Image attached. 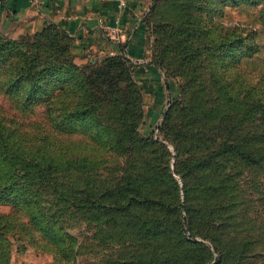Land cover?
Returning <instances> with one entry per match:
<instances>
[{"label":"trees","instance_id":"16d2710c","mask_svg":"<svg viewBox=\"0 0 264 264\" xmlns=\"http://www.w3.org/2000/svg\"><path fill=\"white\" fill-rule=\"evenodd\" d=\"M159 1L154 0L145 16V27L150 28L149 16ZM185 1L183 6L189 12L195 9L200 13L207 8V0ZM236 1L261 5L264 12V0ZM193 18L192 15L186 18L182 23L184 29L182 26L174 29L183 37L166 49L176 56L178 67L193 65L196 70L194 81L199 83L196 92H221L227 101L228 94L234 95V113L221 121L228 124L223 130L226 136L220 143L205 156L186 162L187 173L193 177V187H189L186 174L177 167L183 150L174 136L175 170L183 178L186 198L193 189H198L210 197L208 200L224 196L221 203L233 201V198L236 201L238 196L232 193L240 188L242 170L256 166L264 173V78L255 83L238 66L241 58L257 57L262 46L253 42L256 33L243 39L242 32L237 29L209 23L202 26V21L192 23ZM56 27L48 25L34 36L32 42L23 40L19 43L0 34L1 93L14 99L22 114L38 116L29 123L10 120L0 128V201L15 202L17 207L22 203L16 220H20L22 229L28 233L35 229L50 233L59 225L63 229L68 213L82 215L83 222L88 224L101 225L103 221L110 229L122 226L125 215L131 213V221L127 223L130 230L123 234L126 238L119 243H134L127 246L135 248L136 252L109 253L106 262L158 264L143 256V251L149 252L153 246L151 237L156 235L143 221L157 215L164 206L167 215L174 214L168 211L171 205L168 207L164 200L165 184L168 179L169 184L170 180L172 183L174 176L168 166L170 152L166 145L153 137L144 138L137 131L142 107L139 89L131 79L132 63L124 54H115L106 55L94 67H79L74 64L71 53L72 38L60 33ZM248 40L251 41L246 44ZM194 41L202 43V49L215 52L213 56L224 61L222 71L215 69L216 59H210L207 66L199 60L202 49ZM159 62L164 65L163 61ZM200 69L205 70V75ZM207 81L213 87L208 88ZM259 88L260 91L254 94ZM205 97L204 94L203 103ZM173 111L174 106L165 116L164 129L174 125L170 122ZM218 120V117L213 119ZM245 123L250 126L247 132ZM255 124H260L261 130ZM217 130L218 126L213 124V132ZM78 134L80 136H76ZM82 137L91 140L92 148L86 146ZM160 162L165 163V169H160ZM109 163L111 165L100 172L101 166ZM72 171L81 175L78 181H85L88 189L71 192L80 189L71 185L75 181ZM46 191L59 193L58 202L42 206L39 197ZM180 205L173 207L177 209ZM22 216L28 221H22ZM12 218L11 214L0 216V264H10L7 230L16 227ZM190 227L205 234L193 224ZM205 235L212 238L217 251L231 259L232 251L225 252L231 245L223 243L213 227ZM107 240L104 244L111 247L116 237L108 235ZM145 240L149 246L143 245Z\"/></svg>","mask_w":264,"mask_h":264},{"label":"rangeland","instance_id":"374dc122","mask_svg":"<svg viewBox=\"0 0 264 264\" xmlns=\"http://www.w3.org/2000/svg\"><path fill=\"white\" fill-rule=\"evenodd\" d=\"M184 4H186L185 0H160L149 16L150 28L145 27L149 48V60L146 64L147 67L154 69L155 73L145 77L141 76L140 73L144 69L141 65L130 60L132 63L130 64L132 67H130L131 79L139 89V102L142 107V119L137 131L144 138L153 137L166 145L170 152L168 166H170L174 176V181L172 180L171 183L170 180L169 184L168 179V183L164 187L165 204L168 207L171 205L168 211L174 214L167 215L165 213L166 206H164L157 215L148 217L143 221L156 232L155 237H151L153 246L149 248V252L143 251V256L158 264H264V173L260 168L253 166L242 170L244 175L239 183L240 188L232 193V195L238 196L236 201L233 198V201L221 203L224 196L215 197V200H208L210 197L198 189H193L190 192L191 195L186 198L183 178L175 170L177 152L175 143H173L174 136H176L177 143L183 150L177 167L180 172L186 174L189 187H193V177L187 173L186 162L192 158L205 156L226 136V132L223 130L228 123L221 121L227 115L234 113V103L232 102L234 95L228 94L227 101L221 92H196V88L199 90V83L194 81L196 70H194L193 65L178 67L175 62L176 56L166 49L167 46H174L177 40L182 39L183 36L174 32V29L180 28V26L184 29L182 23L189 15L194 17L192 23L202 21V26L209 23L214 26L220 24L226 28L237 29L238 32H242L243 39L256 33L253 42L260 43L261 52L253 59H239L238 66L244 69V74H249L257 83L264 78L263 6H255L236 0H207V8L198 13L195 9L190 12L186 11ZM56 28L60 33L62 32L71 38L70 34L62 27L57 26ZM218 29L221 30V28ZM40 31L12 34L0 23V34L8 40L19 43L23 40L32 42L34 36ZM56 35L60 36L61 34L57 33ZM251 40L246 41V44H249ZM65 42L63 41V43ZM194 43L202 49V43L196 41ZM24 49L27 48L24 47ZM71 53L74 56V64L79 67H94L106 58V54L95 51L77 54L71 48ZM214 53L202 49L199 60H203L204 65L207 66L210 59H216L218 65L215 69L222 71L224 61L213 56ZM164 54L165 58H163ZM159 60L163 61L164 65ZM177 67L179 71L176 70ZM200 70L205 75V70ZM155 81L163 83L165 93L160 108H157ZM207 87H213L210 81H207ZM258 87L261 88L260 85ZM260 88L254 94H257ZM1 92L0 90V128L10 120L29 123L38 119V116L22 114L17 102ZM204 94L206 95L205 103L202 102ZM242 98L243 94L241 95ZM172 106H174V111L170 122L173 121L174 125L164 129L165 116ZM241 109L243 114V104ZM215 117H218L219 120L213 121ZM213 124L218 126L216 132H213ZM260 124L255 125L261 130ZM245 125V132H247L250 126L246 123ZM76 136H80V134ZM1 140L0 138V143ZM82 141L88 148H92L91 140L88 137H82ZM15 149L17 150V145ZM102 151L106 152L105 149ZM107 165H111V163L103 164L100 172H103ZM165 168V163L160 162V169ZM72 174L77 182L73 181L71 185L80 188L71 190L72 193L88 189L85 181H78L81 176L79 173L72 171ZM39 200L42 206H51L52 203L58 202L59 193L51 194V191H46L44 195L39 197ZM179 203L182 205L175 209L173 206ZM21 204L17 207L15 202L0 201V216L13 215L11 221L16 225L14 229L7 230L10 264H34V262H41L42 264H109L106 262V255L109 253L118 255L136 252L135 248L127 246L134 243L130 241L119 243L120 240L126 238L123 234L130 230L127 223L131 221V213L125 215V223L122 226L111 227V229L104 226L103 221L100 223L101 225L88 224L83 222L82 215L68 213L65 215L63 229L59 225L58 229L50 233L42 232L39 229L28 233L22 229L20 220H16ZM210 206L211 209H208ZM207 213L211 215L209 216ZM20 219L24 222L28 221L23 216ZM192 224L195 228H201L205 234L209 228L213 227L214 232L218 234L223 243L231 245L229 249H225V252L232 251L231 259H228V255H223L216 250L210 236L199 234L196 230L193 231L190 227ZM108 235L116 237V241L111 247L104 244L108 241ZM149 244L145 240L143 245L149 246ZM237 246L239 249H236Z\"/></svg>","mask_w":264,"mask_h":264},{"label":"crops","instance_id":"0c3cea01","mask_svg":"<svg viewBox=\"0 0 264 264\" xmlns=\"http://www.w3.org/2000/svg\"><path fill=\"white\" fill-rule=\"evenodd\" d=\"M126 2L120 8L118 0H0V23L12 34L35 33L50 24L60 26L70 34L75 53H123L141 65V76L153 75L154 69L146 64L149 48L144 18L154 0ZM162 84L154 83L157 108L165 97Z\"/></svg>","mask_w":264,"mask_h":264},{"label":"built area","instance_id":"2783aa9c","mask_svg":"<svg viewBox=\"0 0 264 264\" xmlns=\"http://www.w3.org/2000/svg\"><path fill=\"white\" fill-rule=\"evenodd\" d=\"M118 1H119V7H120V8H125V7L127 6V2H126V0H118ZM107 29H108V30H112L113 28L110 27V26H108Z\"/></svg>","mask_w":264,"mask_h":264}]
</instances>
